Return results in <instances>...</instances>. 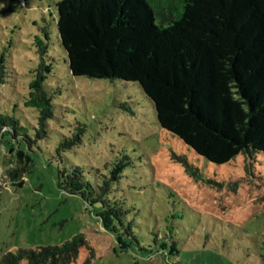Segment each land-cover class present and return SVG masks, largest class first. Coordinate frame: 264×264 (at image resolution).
Returning a JSON list of instances; mask_svg holds the SVG:
<instances>
[{"label":"rangeland","instance_id":"rangeland-1","mask_svg":"<svg viewBox=\"0 0 264 264\" xmlns=\"http://www.w3.org/2000/svg\"><path fill=\"white\" fill-rule=\"evenodd\" d=\"M57 1L0 0V123L19 124L0 133V256L82 234L74 264H264V154L248 169L242 155L177 162L171 154L186 149L158 127L136 84L70 75L48 11ZM41 59L53 114L37 138V110L25 102ZM73 135L79 143L58 152ZM71 166L92 183L110 179L129 235L107 231L96 206L58 187V171Z\"/></svg>","mask_w":264,"mask_h":264},{"label":"trees","instance_id":"trees-1","mask_svg":"<svg viewBox=\"0 0 264 264\" xmlns=\"http://www.w3.org/2000/svg\"><path fill=\"white\" fill-rule=\"evenodd\" d=\"M48 11L70 75L136 84L158 127L186 149L171 154L177 162L192 166L189 155L223 165L242 155L248 169L264 154V0H60ZM47 73L41 59L25 102L37 110V138L53 114ZM18 125L8 117L0 133ZM79 141L65 137L57 151ZM109 180L92 183L79 166L58 171L59 188L96 206L107 231L129 235V209L109 197ZM84 243L76 234L58 245L18 247L2 253L0 264H74Z\"/></svg>","mask_w":264,"mask_h":264},{"label":"built area","instance_id":"built-area-1","mask_svg":"<svg viewBox=\"0 0 264 264\" xmlns=\"http://www.w3.org/2000/svg\"><path fill=\"white\" fill-rule=\"evenodd\" d=\"M21 5H25V0H17Z\"/></svg>","mask_w":264,"mask_h":264}]
</instances>
